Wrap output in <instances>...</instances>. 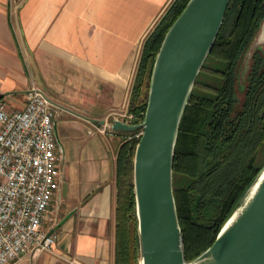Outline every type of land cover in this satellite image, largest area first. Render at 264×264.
I'll use <instances>...</instances> for the list:
<instances>
[{"label":"crops","instance_id":"crops-1","mask_svg":"<svg viewBox=\"0 0 264 264\" xmlns=\"http://www.w3.org/2000/svg\"><path fill=\"white\" fill-rule=\"evenodd\" d=\"M174 1L0 0V100L20 109L42 87L60 107L56 135L70 142L43 227L57 241L14 264H115L116 159L130 135L98 127L130 112L144 43ZM71 128L92 139L66 174Z\"/></svg>","mask_w":264,"mask_h":264},{"label":"trees","instance_id":"trees-1","mask_svg":"<svg viewBox=\"0 0 264 264\" xmlns=\"http://www.w3.org/2000/svg\"><path fill=\"white\" fill-rule=\"evenodd\" d=\"M190 0H175L146 39L131 95L134 122L144 119L156 57L165 36ZM264 23V0H232L202 72L221 86L198 77L185 111L175 155V195L187 260L216 241L264 165V46L243 63ZM212 58L224 67L212 66ZM201 72V73H202ZM200 76V75H199ZM140 138L124 140L117 152L115 183V264H141L142 249L134 182ZM177 175L191 178L178 186Z\"/></svg>","mask_w":264,"mask_h":264},{"label":"water","instance_id":"water-1","mask_svg":"<svg viewBox=\"0 0 264 264\" xmlns=\"http://www.w3.org/2000/svg\"><path fill=\"white\" fill-rule=\"evenodd\" d=\"M231 1L190 0L156 57L144 119L103 121L112 131H143L134 164L141 264H264V165L213 245L190 261L175 195L181 123Z\"/></svg>","mask_w":264,"mask_h":264},{"label":"built area","instance_id":"built-area-1","mask_svg":"<svg viewBox=\"0 0 264 264\" xmlns=\"http://www.w3.org/2000/svg\"><path fill=\"white\" fill-rule=\"evenodd\" d=\"M60 107L39 86L28 91L25 107L0 100V264L52 249L57 241L44 226L50 218L65 155L56 135ZM131 122L136 114H123ZM107 133V124L98 127ZM136 131L131 138H141Z\"/></svg>","mask_w":264,"mask_h":264},{"label":"rangeland","instance_id":"rangeland-1","mask_svg":"<svg viewBox=\"0 0 264 264\" xmlns=\"http://www.w3.org/2000/svg\"><path fill=\"white\" fill-rule=\"evenodd\" d=\"M264 46V34H260L258 35L257 39L255 40L249 54L247 55L244 63H243V75H245V73L247 72V69H248V65H249V62H250V58H251V54L253 53V51L258 48V47H263ZM208 64L209 65H212V66H219L221 68H223L224 64L217 61V60H214L212 58H210L208 60ZM200 80H202L203 82H207V83H210V84H213L215 86H221L222 83H223V80L219 77H216L212 74H209V73H206L205 71L202 72L200 74ZM62 122H59V127H60V130L62 129ZM86 130L84 132L76 129V128H71V131H70V135H71V138H70V141H72V145H73V154H70L69 150L66 149V154H67V158H66V162H67V173L68 174V170H69V167H70V164H71V161L73 160L74 163L77 165V168L80 167V158L83 156L80 154L81 150L79 149L81 147V145L86 142V140H89V139H92V136L90 135V132H89V129L88 128H85ZM60 141H59V146L61 148V150H63V145L65 146V148L69 146L70 142L65 139V137L63 136L62 132L60 131V137H59ZM260 162H263L264 161V146L261 150V153H260V158H259ZM73 163V162H72ZM73 163V164H74ZM191 181V178L185 176V175H177L176 176V183L178 186H186L189 184V182Z\"/></svg>","mask_w":264,"mask_h":264},{"label":"bare ground","instance_id":"bare-ground-1","mask_svg":"<svg viewBox=\"0 0 264 264\" xmlns=\"http://www.w3.org/2000/svg\"><path fill=\"white\" fill-rule=\"evenodd\" d=\"M142 131V130H141Z\"/></svg>","mask_w":264,"mask_h":264}]
</instances>
